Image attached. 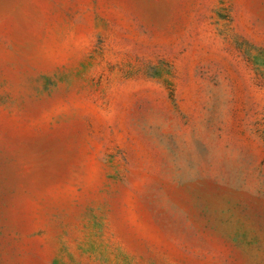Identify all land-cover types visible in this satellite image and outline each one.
Listing matches in <instances>:
<instances>
[{
	"label": "rangeland",
	"instance_id": "rangeland-1",
	"mask_svg": "<svg viewBox=\"0 0 264 264\" xmlns=\"http://www.w3.org/2000/svg\"><path fill=\"white\" fill-rule=\"evenodd\" d=\"M0 264H264V0H0Z\"/></svg>",
	"mask_w": 264,
	"mask_h": 264
}]
</instances>
